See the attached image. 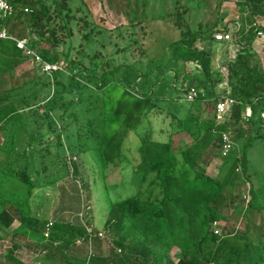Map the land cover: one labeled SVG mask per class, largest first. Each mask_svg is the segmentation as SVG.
Wrapping results in <instances>:
<instances>
[{
  "label": "trees",
  "instance_id": "1",
  "mask_svg": "<svg viewBox=\"0 0 264 264\" xmlns=\"http://www.w3.org/2000/svg\"><path fill=\"white\" fill-rule=\"evenodd\" d=\"M127 1L138 10L137 0L117 1L114 10L131 15L125 10L130 8ZM10 2L16 13L0 21V28H7L16 15L21 19L29 9L25 21L31 37L27 46L44 61H63L66 68L52 75L54 91L42 105L34 106L23 96L19 100L25 108L21 110L11 95L17 85L0 92V233L19 224L14 239L21 238L39 250L44 263L264 264V240L258 236L264 184L256 188L253 183L256 176L264 178V169L253 168L250 158L256 144L264 142V70L256 54L244 49L228 64L227 80L236 104L231 118L217 124L219 96L213 85L221 80L214 78L211 54L196 45L202 35L214 41L215 33L229 29L221 30L215 22L212 27L200 25L194 30L185 19L192 6L171 13L180 36L169 46L170 60L193 63L201 70V77L189 78L185 84L186 93L195 88L198 95L194 101L187 100L190 109L185 116L173 115L176 129L168 141H155L151 127L143 128L133 166L132 185L137 190L121 199L109 182L119 180L123 165L131 162V136L150 115L151 104L159 100L146 90L138 93L130 88L145 76L142 64L136 68L135 64L114 65L113 58L100 57L98 50L87 52L94 44L97 26L88 21L83 0ZM263 4L264 0H245L241 8L250 12L254 23L264 15ZM80 22L85 30L89 28L82 36L83 44L75 50L70 43L67 50L59 52L67 41L72 42L73 26ZM248 29L247 44L251 45L256 34L254 28ZM257 30L264 34V28ZM0 51L22 56L10 41L0 40ZM118 75L120 82L115 79ZM247 108L252 112L249 118H245ZM226 132L234 141L244 142L237 153L233 149L224 159L227 162L233 157L231 171L223 179H213L196 167L204 153L211 159L221 156L222 134ZM183 135L194 142L176 152L174 142ZM83 154L98 164L92 185L72 162V157ZM67 178L79 179L82 189L90 190L88 200L91 190L99 193L107 213L104 233L95 229L92 220L87 226L52 222L49 227L51 222L38 215L41 202L36 203V191ZM246 185L247 204L244 198L229 195L237 186ZM228 210L230 215L225 213ZM233 220L243 229L232 234L229 226ZM221 223H225L222 229ZM173 249L179 252L177 262L171 256ZM8 258L16 262L14 254Z\"/></svg>",
  "mask_w": 264,
  "mask_h": 264
},
{
  "label": "rangeland",
  "instance_id": "2",
  "mask_svg": "<svg viewBox=\"0 0 264 264\" xmlns=\"http://www.w3.org/2000/svg\"><path fill=\"white\" fill-rule=\"evenodd\" d=\"M83 1L89 13L88 21L97 26L94 44L87 47V52L98 50L100 57L113 58L114 65L130 64L133 66L135 64L136 66L133 68H136L140 67L141 63L145 76L142 77L140 84L134 82L130 88L138 93L146 90L149 94L159 98L157 102L154 101L151 104L153 109L138 128L137 133L131 136L130 152L128 153L131 162L123 165L119 180L115 178L109 182L111 186L116 187L117 195L121 199H125L137 190V187L132 185L133 166L137 164L136 148H138L139 135L141 136L143 128L151 127L155 141H168L170 134L174 133L176 129L172 125L173 115L185 116L190 109V103L187 101L186 81L189 78L201 77V70L195 64L177 63L170 60L172 53L169 46L177 41L180 36L178 28L173 23V17L170 16L171 13L178 10L182 11L181 6L186 5L190 9L192 6L193 8L185 16V19L194 30H198L200 25L212 27L215 22H218L221 30L228 28L232 33L233 41L228 44L216 43L211 36L207 38V36L202 35L196 45L199 50L209 52L212 56L214 78L221 80L213 85V92L219 97L230 95L227 80L228 64L234 62L242 50L246 49L256 54L264 70V57L260 55L264 52V41L260 40L262 37L258 38L256 35L252 44H247L248 28H254L255 34L257 29L264 28V15H259L260 17L254 23L250 22V12L241 8L245 0H199L200 2L198 0H137L139 11H134L133 3L127 1L125 3H129L130 8L125 7V10H128L131 15L119 14L118 11L117 13L114 10L116 9V2L120 0ZM19 9L23 11L22 8ZM24 14L26 15L21 19L16 15L13 21L8 24L7 30L8 32L13 30V33L10 32L13 36L28 43L31 37L26 29L25 20L28 13L25 12ZM255 24L256 26H254ZM246 25L248 27L244 29L245 32L241 31ZM73 27L72 42L67 41L65 46L59 48V52L63 49L67 50L70 43L75 50H78L79 46L83 44L82 36L84 32L89 31V28L85 30L82 22ZM213 31L215 30L213 29ZM136 41H139L138 47H136ZM124 48L128 50L126 53L121 52ZM140 50H144L145 54H141ZM73 56H75V52ZM61 63L66 68V64L63 61ZM84 64L90 65L88 60H84ZM119 76L115 79L120 82ZM51 77L44 76L42 70L24 53L21 57L16 58L14 54L5 53L4 55L0 51V92L3 89L11 88L12 85H17L18 89L11 95L15 97L21 110L25 108L19 100L23 96L28 98L34 106L42 105L44 101L49 99L54 91V83ZM64 82L68 84V79H64ZM230 136L235 143L233 149L237 153L244 141H234L233 135L230 134ZM193 142L185 135L179 137L174 142L176 152L184 150L187 145L192 146ZM231 158L233 159V157ZM250 158L253 168L264 169V142L256 144L250 153ZM224 159L221 156L211 159L209 155L204 153L203 159L198 163L196 169L213 179H223L233 166L232 159L227 162ZM205 161H208L207 164ZM72 162L78 164L79 175L92 185L97 178L96 169L98 168L94 158L83 154L76 159L72 157ZM253 183L258 188L264 184V178L259 179L256 176L253 178ZM91 191L90 200H88L90 190L82 189L79 179H62L54 187L36 191V198H38L36 203L41 202L38 215L54 224L68 222L74 225L87 226L92 220L95 229L104 233L107 219L106 209L100 202L99 193ZM248 193L249 185H246L237 186L236 192H231L229 195L232 197L240 196V198H244L247 204L250 198ZM117 195H113V197L116 198ZM231 212V210L225 211L226 215H230ZM18 226L19 224H15L6 232L0 233L2 236L0 237V264H54L52 262L44 263V257L39 254V250L29 246L28 242L21 238L14 239L13 235ZM220 226L219 228L222 229L225 223H221ZM229 228L232 234L243 229L236 220H233ZM259 228L261 231L258 236L264 240V213L261 215ZM91 229L92 227L89 230ZM10 254H14L16 262L8 258ZM178 255L177 249H173L171 256L174 262L178 261Z\"/></svg>",
  "mask_w": 264,
  "mask_h": 264
},
{
  "label": "built area",
  "instance_id": "3",
  "mask_svg": "<svg viewBox=\"0 0 264 264\" xmlns=\"http://www.w3.org/2000/svg\"><path fill=\"white\" fill-rule=\"evenodd\" d=\"M26 13H30L29 9H25ZM16 13L15 7L11 4L10 0H0V21H6L7 19L13 17ZM260 16L255 18L258 19ZM264 17V16H263ZM256 26V24L254 25ZM256 35L258 38L263 39L264 34L262 32L256 31ZM233 35L230 31H221L214 34V39L216 43H230L233 41ZM0 40L14 42L17 49L24 53L28 58H30L36 66H38L43 74L47 76H52L55 72L62 71L65 68L62 63H50L44 61L37 53L29 49L26 43L23 40L18 39L13 36L12 33L8 32L7 28H0ZM198 92L195 88H192L187 93V100L194 101L197 98ZM236 104V100L231 97V95L220 96L216 103L215 108V118L217 124H222L231 118L233 113V106ZM252 112L250 108H247L245 113V118L251 117ZM264 118V114L262 115ZM234 142L231 136L227 133L222 134L221 140V157L226 158L233 150ZM53 223L49 224L51 227ZM101 235V234H100Z\"/></svg>",
  "mask_w": 264,
  "mask_h": 264
},
{
  "label": "crops",
  "instance_id": "4",
  "mask_svg": "<svg viewBox=\"0 0 264 264\" xmlns=\"http://www.w3.org/2000/svg\"><path fill=\"white\" fill-rule=\"evenodd\" d=\"M248 27V26H247ZM221 29V28H220ZM224 29V28H223ZM243 30V32H245L244 31V29H246V27L244 26V28H242ZM260 40H262V41H264V39H260ZM262 41H259L260 43L262 42ZM215 42V41H214ZM260 55H262V57H264V52L263 53H261ZM215 56V55H214ZM214 56H213V58H214Z\"/></svg>",
  "mask_w": 264,
  "mask_h": 264
}]
</instances>
